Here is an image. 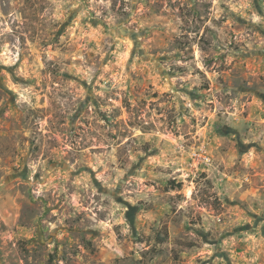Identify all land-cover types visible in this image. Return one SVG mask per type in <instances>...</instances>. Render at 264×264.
I'll return each mask as SVG.
<instances>
[{
  "label": "rangeland",
  "instance_id": "rangeland-1",
  "mask_svg": "<svg viewBox=\"0 0 264 264\" xmlns=\"http://www.w3.org/2000/svg\"><path fill=\"white\" fill-rule=\"evenodd\" d=\"M0 264H264V0H0Z\"/></svg>",
  "mask_w": 264,
  "mask_h": 264
},
{
  "label": "trees",
  "instance_id": "trees-1",
  "mask_svg": "<svg viewBox=\"0 0 264 264\" xmlns=\"http://www.w3.org/2000/svg\"><path fill=\"white\" fill-rule=\"evenodd\" d=\"M173 186H174V187H175V186H177V187H178V186H179V184H178V183H173Z\"/></svg>",
  "mask_w": 264,
  "mask_h": 264
}]
</instances>
